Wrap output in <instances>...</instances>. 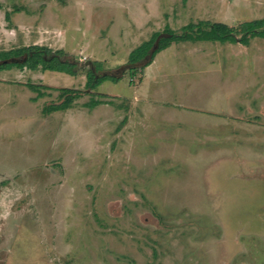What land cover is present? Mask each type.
Segmentation results:
<instances>
[{
  "label": "rangeland",
  "instance_id": "rangeland-1",
  "mask_svg": "<svg viewBox=\"0 0 264 264\" xmlns=\"http://www.w3.org/2000/svg\"><path fill=\"white\" fill-rule=\"evenodd\" d=\"M262 17L264 0H0V51L77 63L0 69V264H264V39L126 65L154 32ZM94 62L120 79L86 88ZM63 87L82 93L44 113ZM247 101L258 122L215 114Z\"/></svg>",
  "mask_w": 264,
  "mask_h": 264
},
{
  "label": "trees",
  "instance_id": "trees-1",
  "mask_svg": "<svg viewBox=\"0 0 264 264\" xmlns=\"http://www.w3.org/2000/svg\"><path fill=\"white\" fill-rule=\"evenodd\" d=\"M254 37L264 39V17L242 21L236 26L198 20L197 22H190L184 25L180 32L172 29L154 32L148 40L142 42L128 55L126 65L131 76L135 75L137 71L143 73L145 66L153 60L157 53L177 41L208 40L237 42L242 45H248ZM61 52V50L53 51L51 48L39 44L0 51V69L25 67L31 70L40 68L42 70L59 71L71 75L76 74L77 63L61 59L58 55ZM98 69V63L94 62V66L86 70V88L93 89L108 78L115 81L120 79L119 75L109 73L99 74L97 72ZM129 82L132 83V80H129ZM28 86L37 92L38 97L44 95V92L38 85L28 84ZM60 91L64 94L63 101L59 104H50L44 107V113L68 108L82 93L67 87L60 88ZM100 103H102L101 100L94 99L88 103V106L94 107Z\"/></svg>",
  "mask_w": 264,
  "mask_h": 264
},
{
  "label": "crops",
  "instance_id": "crops-1",
  "mask_svg": "<svg viewBox=\"0 0 264 264\" xmlns=\"http://www.w3.org/2000/svg\"><path fill=\"white\" fill-rule=\"evenodd\" d=\"M256 96H260V94L258 93V94H256ZM251 97H252V96H251ZM253 97H254V96H253ZM249 103H250V102L247 101L246 104H245V106H244V107H246L245 110L248 111V112L246 113V115H244V116H240V115H239V116H240V117H239L238 115H235L233 112H230V113H227V112L216 113V112H215V114H216V116H218V117H220V118H222V119H224V120H227V119H228V120L231 121V122L234 121V120H236V121H237V120H239V121L241 120V121H248V122H249L251 119H252L253 121L255 120V121L258 122L259 118L261 117V116L259 115V113H258V116H254V117H253V114L250 115V116L248 115V113H250V110H249V109H250V108H249L250 106L248 107ZM251 103H253V102H251ZM263 103H264V100H263V102H262L261 104H263ZM241 110H243V107L240 108V111H241ZM260 113H261V112H260ZM261 123H262V121H261ZM231 129L234 130L233 128H231ZM230 133H231V132H230Z\"/></svg>",
  "mask_w": 264,
  "mask_h": 264
}]
</instances>
